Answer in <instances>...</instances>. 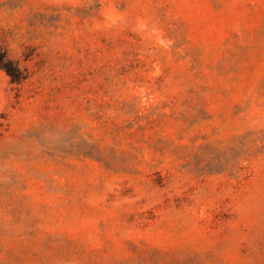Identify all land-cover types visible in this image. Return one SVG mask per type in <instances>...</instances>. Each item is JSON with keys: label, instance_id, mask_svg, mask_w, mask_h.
Here are the masks:
<instances>
[{"label": "rangeland", "instance_id": "374dc122", "mask_svg": "<svg viewBox=\"0 0 264 264\" xmlns=\"http://www.w3.org/2000/svg\"><path fill=\"white\" fill-rule=\"evenodd\" d=\"M0 264H264V0H0Z\"/></svg>", "mask_w": 264, "mask_h": 264}, {"label": "trees", "instance_id": "16d2710c", "mask_svg": "<svg viewBox=\"0 0 264 264\" xmlns=\"http://www.w3.org/2000/svg\"><path fill=\"white\" fill-rule=\"evenodd\" d=\"M0 66L7 72L13 82H20L22 75L19 69L13 67V64L8 60L6 55L0 49Z\"/></svg>", "mask_w": 264, "mask_h": 264}]
</instances>
